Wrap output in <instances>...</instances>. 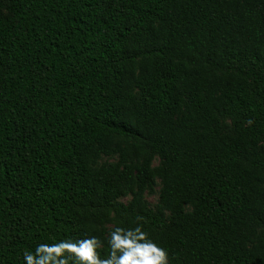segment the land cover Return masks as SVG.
Masks as SVG:
<instances>
[{"label": "trees", "instance_id": "16d2710c", "mask_svg": "<svg viewBox=\"0 0 264 264\" xmlns=\"http://www.w3.org/2000/svg\"><path fill=\"white\" fill-rule=\"evenodd\" d=\"M117 227L264 264V0H0V264Z\"/></svg>", "mask_w": 264, "mask_h": 264}, {"label": "clouds", "instance_id": "9594fccd", "mask_svg": "<svg viewBox=\"0 0 264 264\" xmlns=\"http://www.w3.org/2000/svg\"><path fill=\"white\" fill-rule=\"evenodd\" d=\"M251 123V121H249ZM111 249L108 258L100 259L97 248L100 241L96 237L75 243L40 244L35 252L24 253L25 264H66L65 253L72 254L75 264H167V253L147 238L140 227L122 229L117 227L109 234Z\"/></svg>", "mask_w": 264, "mask_h": 264}, {"label": "rangeland", "instance_id": "374dc122", "mask_svg": "<svg viewBox=\"0 0 264 264\" xmlns=\"http://www.w3.org/2000/svg\"><path fill=\"white\" fill-rule=\"evenodd\" d=\"M157 189H159V187ZM124 200L126 201L128 199H124ZM148 200H149V202L151 203L152 206L155 205L157 203V201H158V194L149 195L148 196Z\"/></svg>", "mask_w": 264, "mask_h": 264}]
</instances>
